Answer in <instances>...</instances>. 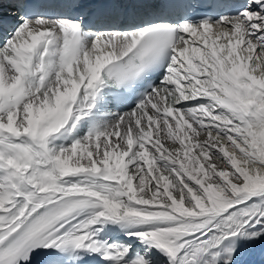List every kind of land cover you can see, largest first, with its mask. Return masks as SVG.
Instances as JSON below:
<instances>
[{
  "label": "snow or ice",
  "instance_id": "obj_1",
  "mask_svg": "<svg viewBox=\"0 0 264 264\" xmlns=\"http://www.w3.org/2000/svg\"><path fill=\"white\" fill-rule=\"evenodd\" d=\"M257 252L264 0H0V264Z\"/></svg>",
  "mask_w": 264,
  "mask_h": 264
},
{
  "label": "rangeland",
  "instance_id": "obj_2",
  "mask_svg": "<svg viewBox=\"0 0 264 264\" xmlns=\"http://www.w3.org/2000/svg\"><path fill=\"white\" fill-rule=\"evenodd\" d=\"M253 260L255 261V264H257V263L259 264L260 263V255L259 254L254 255Z\"/></svg>",
  "mask_w": 264,
  "mask_h": 264
},
{
  "label": "bare ground",
  "instance_id": "obj_3",
  "mask_svg": "<svg viewBox=\"0 0 264 264\" xmlns=\"http://www.w3.org/2000/svg\"><path fill=\"white\" fill-rule=\"evenodd\" d=\"M4 14H6V15L9 16V13H8V12H7V13H4ZM256 254L258 255L259 253L257 252ZM256 254H254V255H256ZM257 264H258V263H257ZM259 264H261V262H260Z\"/></svg>",
  "mask_w": 264,
  "mask_h": 264
}]
</instances>
